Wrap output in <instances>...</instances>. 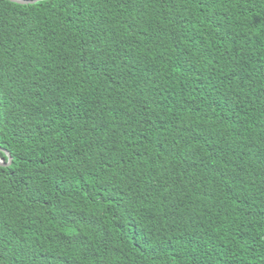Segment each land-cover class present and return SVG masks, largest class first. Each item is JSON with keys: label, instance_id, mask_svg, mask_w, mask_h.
<instances>
[{"label": "trees", "instance_id": "16d2710c", "mask_svg": "<svg viewBox=\"0 0 264 264\" xmlns=\"http://www.w3.org/2000/svg\"><path fill=\"white\" fill-rule=\"evenodd\" d=\"M0 264H264V0H0Z\"/></svg>", "mask_w": 264, "mask_h": 264}, {"label": "water", "instance_id": "95a60500", "mask_svg": "<svg viewBox=\"0 0 264 264\" xmlns=\"http://www.w3.org/2000/svg\"><path fill=\"white\" fill-rule=\"evenodd\" d=\"M7 1H10V2L18 4V5L28 6V5H36V4H38L42 1H45V0H7ZM4 153L9 158V162L5 163L4 159L0 157V166L1 167H9L12 164L11 155L8 152H4Z\"/></svg>", "mask_w": 264, "mask_h": 264}]
</instances>
